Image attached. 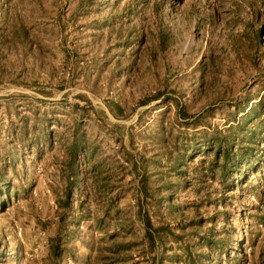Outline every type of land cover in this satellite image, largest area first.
Returning <instances> with one entry per match:
<instances>
[{"label": "rangeland", "instance_id": "rangeland-1", "mask_svg": "<svg viewBox=\"0 0 264 264\" xmlns=\"http://www.w3.org/2000/svg\"><path fill=\"white\" fill-rule=\"evenodd\" d=\"M239 97L264 99V0H0V264H54L73 135L89 149L78 158L61 259L150 264L134 154L157 152L149 137L160 122L180 141L205 127L223 134ZM87 98L93 111L80 110ZM172 100L206 126L191 128ZM40 126L50 138L37 137ZM201 160H186L175 208L150 207L153 222L178 234L188 225L190 241L209 228L228 235L208 264H264V162L231 187ZM192 219L201 221L194 231ZM170 252L162 264H185Z\"/></svg>", "mask_w": 264, "mask_h": 264}, {"label": "trees", "instance_id": "trees-1", "mask_svg": "<svg viewBox=\"0 0 264 264\" xmlns=\"http://www.w3.org/2000/svg\"><path fill=\"white\" fill-rule=\"evenodd\" d=\"M154 97L156 100L160 99L164 105L168 99L163 97L161 92L156 93ZM172 101L176 106L178 117L182 118L186 124L192 125L191 128L206 126L201 124L202 115H191L179 101ZM250 101L252 100L239 97L233 102L235 111L230 112L233 120L223 134L217 129L205 127L195 130L189 138L180 141L178 136L173 138L167 136L166 127L160 122L156 131L149 137L151 145L157 147V152L150 156L142 153L134 154V167L137 170L138 179L136 216L143 225V240L146 252L150 255V264H162L166 249H171L170 254L166 255L170 258V262L183 261L185 264H208L213 259L215 251L217 254L225 253L228 235L220 236L221 234L214 231V228H209L204 234L196 232V235L191 236V241L198 240L191 242L183 236L184 229L188 225L180 227L179 234L174 233L169 225L162 222L154 223L149 208L153 209L155 206L160 208L163 200L166 201L170 212L175 208L171 195L180 185V176L186 172L184 170L186 160H191L199 154H202L200 162H205L206 171L212 175L218 173L223 184L231 185V187L235 186L234 179L241 184L248 171H258L256 169L262 167L264 162V99L260 97ZM86 104V107L81 106L80 110L93 111V104L88 98ZM106 105L113 115L124 116L118 103L108 101ZM76 106L78 107V104ZM100 112L107 118L103 109ZM236 113L240 114L239 117H236ZM114 126L121 128L122 124L114 123ZM37 129L38 138H50L51 131L47 126H40ZM20 135L23 137L21 139H27L26 124ZM34 138L29 139L28 144L38 145ZM88 149L89 145L82 136L73 135L69 144L67 183L64 196L58 201L60 206L58 226L50 247L54 264H66L61 258L64 250L68 249L63 248V242L65 241L64 235L67 233L66 222L72 205L71 197L73 189L78 187L80 182L78 158L81 154L87 157ZM172 177H176L175 181L171 180ZM4 193L7 195L8 192ZM191 223L189 225L194 231L195 226L200 225L201 221L192 219ZM168 239L176 244L177 250H172V246H168ZM85 258L82 257V259ZM76 264H84V262L76 261Z\"/></svg>", "mask_w": 264, "mask_h": 264}]
</instances>
